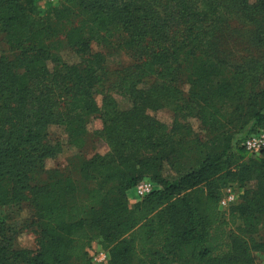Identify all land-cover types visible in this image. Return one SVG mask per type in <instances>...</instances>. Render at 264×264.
Returning a JSON list of instances; mask_svg holds the SVG:
<instances>
[{"label":"trees","instance_id":"16d2710c","mask_svg":"<svg viewBox=\"0 0 264 264\" xmlns=\"http://www.w3.org/2000/svg\"><path fill=\"white\" fill-rule=\"evenodd\" d=\"M58 2L56 17L38 19L34 0H0V210L31 196L41 226L38 250L32 252L10 247L20 223L1 220L0 264H93L88 251L93 243L110 250L108 264H255L253 251L264 250V241L253 238L264 231V154H250L242 142L257 128L264 130V0H167L160 22L146 0ZM73 7L84 20L66 29L60 15ZM237 20L251 27L249 44L259 52L256 66L246 70L256 79L246 100L245 71H238L243 66L234 59L223 64L218 54ZM117 25L140 53L139 80L176 63L187 50L186 108L216 134L214 148L175 139L176 126L160 133L163 125L146 121L139 107L160 104V94L139 91L134 111L114 110L109 97L99 107L103 57L90 43L111 35ZM177 26L183 29L175 42ZM58 28L79 55L77 62L58 53ZM257 81L263 85L256 87ZM229 100L238 101L233 111H225ZM93 114L100 116L108 139L115 138L113 154L83 163L80 180L33 185L36 172L55 171L47 164L62 152L53 127L73 145L88 133L87 117ZM234 116L245 127L237 140L228 130ZM147 150L154 153L145 157ZM237 154L252 159L235 163ZM165 161L183 165L179 176H164ZM145 179L154 189L131 207L127 193ZM254 179L256 188L245 187ZM233 184L244 190L221 211L222 191ZM233 225L239 232L227 231Z\"/></svg>","mask_w":264,"mask_h":264},{"label":"rangeland","instance_id":"374dc122","mask_svg":"<svg viewBox=\"0 0 264 264\" xmlns=\"http://www.w3.org/2000/svg\"><path fill=\"white\" fill-rule=\"evenodd\" d=\"M40 14L38 19H44L48 15L56 17V10L58 9L59 2H53L50 0H34ZM148 2V8L151 11L156 10L153 17L155 21L160 22V19L164 16V8L169 9L167 0H146ZM174 4L176 0H171ZM74 12V14H72ZM79 13L75 7L69 12L61 14V23L66 25V29L70 27H78L84 18L75 17ZM161 17V18H158ZM182 27L177 26L176 30L178 37L176 41L181 40ZM251 27L241 20L232 21L231 31L226 38L221 39L219 56L223 60V64H227L229 59H234L239 65L243 66V69L238 71H245L243 81L244 92L246 100L248 98V90L254 86L253 76L246 74L247 69H253L257 64V57L259 52L253 49L249 44V30ZM166 27H163V31ZM154 38L159 42L162 37L157 35L154 30ZM58 37L56 40H60L62 43L57 45L58 53L70 62H77L80 57L75 54L74 50L67 45L66 34L58 28ZM167 44L173 42L171 35L166 38ZM130 37L128 32L122 29L121 25H117L113 28L111 35L104 37L101 40H93L90 43L93 53H100L103 57V70L101 72V85L100 92L96 98V102L99 107L103 104V97H109L110 101L114 102L112 105L114 110L117 111H134L136 110L135 97L141 92L144 95H161L162 102L158 105L153 104L151 101L148 105H141L139 110L144 114V118L147 117L150 120H155L157 125H163L161 132L169 134L172 127L176 126L174 132L175 139H182L183 141H193L194 139L199 142H204L208 145L209 149L214 148L216 134L212 132L208 125L201 123L200 120H196V116L190 115L186 108V101L189 97V90L191 89L188 84V75L190 69V63L185 60L186 49L178 56L177 62L171 64L165 68L159 66L157 74L146 75L141 80L137 76L136 64L140 61V53L138 48L129 42ZM165 44V43H164ZM180 45V44H179ZM174 43L171 44L173 49ZM171 52L173 50H170ZM161 69H167L165 75H160L158 72ZM175 72L173 75L171 72ZM218 77H225L222 73ZM260 78V77H259ZM263 85V83L257 81L256 87ZM136 88V89H134ZM136 90V91H135ZM140 91V92H139ZM138 93V94H137ZM150 99V98H148ZM238 101L229 100L225 106V111H233L236 109ZM58 110H62L60 104ZM245 108V107H240ZM140 114V113H139ZM139 114H135L134 117L142 119ZM237 117H231L228 124V130L234 135L237 140L239 137L245 135V127L241 128V123L237 121ZM88 133L75 144L68 143L67 136L62 129L54 126L53 135L63 142L62 152L53 160H50L47 164V169H53L55 171L39 173L36 172L33 175V185H47L52 186L60 179L71 178L73 180H80L82 178L81 166L82 164L90 161L96 156H106L108 153L113 154V149L117 148L115 138L108 139L109 135L106 134V130L103 128V122L98 114H93L87 117ZM136 126V122H133ZM173 134V133H172ZM111 138V137H109ZM188 143L185 145H191ZM215 145V146H214ZM136 150L134 149V152ZM145 157L152 155L154 152L147 150ZM233 151L237 152V147L234 146ZM116 155V154H115ZM189 155V154H188ZM188 155H186L188 157ZM252 157L248 154L242 157L237 154L234 159L235 163L243 161H251ZM183 165H170L167 161L163 164V173L167 179H173L179 176L178 171ZM58 179V181H57ZM93 185L95 182L90 181ZM258 186V180H250L246 183L245 187L254 189ZM154 189V186H153ZM244 190V188H243ZM16 204H11L0 210L1 220H14L20 223L19 229L12 234V242L10 247L28 249L32 252L38 250V240L40 237L41 226L38 219L35 216V208L32 203V197ZM129 205L132 207L144 196H140L136 188L128 191L127 193ZM227 231L239 232L236 225L227 228ZM253 238L256 241H264V231L254 234ZM96 247H100L96 243L92 244L88 251L91 257L92 252ZM107 254L106 262H97L92 259L93 264H108L109 251L103 248ZM253 256L255 257V264H264V250H254ZM71 264H75L72 262Z\"/></svg>","mask_w":264,"mask_h":264},{"label":"built area","instance_id":"2783aa9c","mask_svg":"<svg viewBox=\"0 0 264 264\" xmlns=\"http://www.w3.org/2000/svg\"><path fill=\"white\" fill-rule=\"evenodd\" d=\"M57 2L58 0H50ZM243 147L253 155H262L264 154V130L256 129L253 132L249 133L242 142ZM153 182L145 179L135 188L138 191L140 196H146L153 190ZM243 190L239 188L236 184L229 185L222 191V195L219 201V209L221 211H227L232 205L236 204L239 200L240 195ZM94 244V243H93ZM97 244V243H96ZM98 245V244H97ZM91 257L97 262H106L107 254L103 248L96 247L91 254Z\"/></svg>","mask_w":264,"mask_h":264}]
</instances>
